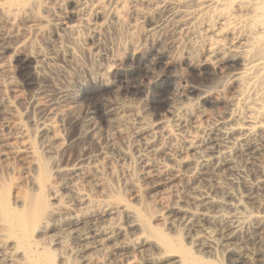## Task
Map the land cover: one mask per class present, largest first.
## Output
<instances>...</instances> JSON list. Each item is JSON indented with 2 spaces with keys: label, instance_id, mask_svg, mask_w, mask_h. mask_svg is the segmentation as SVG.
<instances>
[{
  "label": "bare ground",
  "instance_id": "6f19581e",
  "mask_svg": "<svg viewBox=\"0 0 264 264\" xmlns=\"http://www.w3.org/2000/svg\"><path fill=\"white\" fill-rule=\"evenodd\" d=\"M68 17L75 22L68 25ZM143 18L150 25L159 19L148 34L168 31L177 51L168 65H211L223 83L200 100L192 97L193 86L178 79L173 88L180 98L167 101L170 115L153 120L133 105L114 104L108 113L114 116V135L135 138L134 152L113 142L109 150L76 156L75 145L95 139L77 131L65 141L59 120L70 115L73 126L80 122L68 105L40 101L47 116L30 124L20 115L21 89L7 50L34 57L38 75L47 79L53 49L45 52L32 37L67 22L71 39L92 42L105 19L127 34L126 57L113 56L109 66L119 67L144 50L135 33ZM50 40L45 44L59 47ZM208 103L220 115L210 113ZM0 121L8 130L2 134L0 127V264H225L216 260L215 241L222 239L226 252L239 255L232 242L242 224L252 221L264 236V212L243 220L235 202L233 213H209L227 204L226 195L197 190L183 196L176 180L187 172L192 179L219 166L230 168L236 151L264 153V0H0ZM110 150L120 155L116 164ZM257 184L263 187L264 178ZM192 203L201 209L191 210ZM176 215H184L187 226L206 220L225 233L218 239L214 230H198L190 246L178 232H168ZM102 251L108 259L99 256Z\"/></svg>",
  "mask_w": 264,
  "mask_h": 264
},
{
  "label": "rangeland",
  "instance_id": "374dc122",
  "mask_svg": "<svg viewBox=\"0 0 264 264\" xmlns=\"http://www.w3.org/2000/svg\"><path fill=\"white\" fill-rule=\"evenodd\" d=\"M68 7L70 8L67 2H65L64 9L67 10ZM74 20V17H68L65 19V21L68 22V25L73 24L75 22ZM156 20L157 19H154V23H156ZM104 21L106 22L104 23L101 20L103 25L96 33L97 39H94L97 43L94 41L91 42L90 39L84 41L85 43H91L92 47L89 44V47H86L85 45L87 44H83L84 42L82 40H77L75 38L71 39L72 37L66 29L67 22L65 24L57 25V29L54 28L56 26H47V32L44 34L46 35L48 33V37H44V34H41V36L34 35V37H32L35 42L40 43V46L43 47L42 49L45 52L48 50L50 52L53 49L51 53L47 52L50 54V59L47 63L48 66L45 69L46 75H49V78L47 76V79L38 75L35 69L36 60L34 57L20 53L17 54L14 51H11L12 49L6 51L5 55L7 57L4 55L7 60L9 59L13 67L12 70L15 80L21 89L22 101L18 103L19 113L29 124L32 121V123H34V120H43L47 116L44 115L39 108V104H37L40 101H47L46 103L49 104V106L52 105L51 107L68 105L75 108V115L78 116L80 121L78 122V125L73 126L71 124L70 115L59 120V127L63 138L69 143V139L73 133L77 131L78 133L87 131L90 132L92 138L95 139L94 141L89 140L88 142H82L75 145L73 152L76 156L82 152L102 151L103 148L110 147L113 142H117L122 147L128 146L133 152L135 151L133 147L135 144L134 142L136 141L135 138H128V140L119 139L114 135L116 125L114 126L111 122L114 116H109L108 114L110 108L114 104L133 105L137 107L141 114H146L152 120L158 119L165 115H170V113L167 112V101L176 99L178 96V92L173 88V83L177 82L178 79L183 80V83L187 81L186 86L188 87L193 86V88H191V91H193L191 95L193 98H200V100L208 94L207 91H210V88H217L216 86L222 84L224 80L211 65L202 64L200 66H188V63H184L179 67L176 65H168V57L170 59V56H174L175 52H177L175 48H172V45L169 44L171 43V39L168 37L169 33L164 29L166 32L162 31L161 34L158 32L154 33L153 36L148 34L146 32L148 31V28L155 26V24L151 23L150 25V21L146 18L141 19L142 22L139 20V24L141 23L142 25L140 27H143V31L140 27L135 31L136 36L138 34V36H140V39L137 36L138 41L142 44L141 46H143L144 50L130 55L126 64L124 62L123 64L121 63L119 67L113 65L110 68L109 66L112 65L113 59L116 55L120 54L121 58L126 57L125 47L127 46V34L121 28H117L116 25H113L112 27L110 21L105 19ZM139 29L140 32L142 31L144 34L142 32V34L139 33ZM50 32L52 36H50ZM67 33L69 34L67 35ZM53 36H55L54 39ZM58 36L62 38L59 37V39ZM45 38L46 40L52 38V41H50L58 43L59 47L56 46L54 50L53 46L45 44ZM121 38H124L126 43L123 41L124 39L121 40ZM56 39H58L59 42H57ZM99 39L100 42L98 43ZM65 40L68 42H65ZM42 42H44L46 47ZM60 42L62 43L59 44ZM93 42L96 45H93ZM76 43L78 45H76ZM123 49L124 51H122ZM70 50L74 52H71ZM70 57H73L74 59L72 58L71 61ZM149 60L150 62L151 60H154L156 63L152 64ZM148 64L149 66H146ZM107 78H109L110 81H108ZM65 91L68 92L66 93ZM61 95H63V98ZM65 95L67 96L64 97ZM177 98H180V96ZM185 101L188 102L187 100ZM206 107L210 108H208V110L210 113L212 112L213 115L215 114L214 116L220 115V110H218L217 105L214 103H208ZM131 117L133 119L135 118V116L132 115ZM0 124V127L3 129L1 133L6 134L8 130H6L3 121ZM132 127L133 126L128 125V130H132ZM109 147L105 150H109ZM109 152L115 164L118 160H121L118 152L111 150ZM231 158L234 161L232 160L233 164L230 168L219 166L210 170L212 171V174H210V172L208 174L207 172V175H201L192 179L189 178L190 173L188 172L186 173L187 175H184L186 177H178L176 181L184 187L181 194L186 196L199 190L202 192H213L212 194L219 198L226 195L225 198L227 197V204L221 207L210 208L208 211L209 213H233L234 211L230 203L235 202L238 204L240 202L238 210L240 208L239 211H241V215L244 217L243 220L250 215L249 213H263L264 186H258L260 184L257 183L258 179L260 180L264 178V153L253 154L251 151L245 153L236 151L231 155ZM58 159L63 161L64 157L59 155ZM165 160L166 158L163 159V161ZM186 178H189L190 181ZM120 183L122 184V182ZM120 183L117 185L123 190L124 185H121ZM218 189L220 190L218 191ZM228 190H230V192ZM231 192L233 194H231ZM228 195H230V197H228ZM172 197L173 196H167V198H169L167 200L172 202L174 200V197L173 199ZM190 209L193 211H199L201 207L197 203H192L190 204ZM185 218L184 215H176L174 228L173 230H168V232L173 234L174 232H178V236H180L183 241L187 242L188 245L191 244L190 236L195 234L198 230H200V232L204 230H214L213 233H217L218 239L220 235L222 238V235L225 233L220 226L209 223L206 220H198L194 226H187ZM254 225L255 224L252 221L250 222V220H246L238 232V238L232 242L235 249L240 251L239 255L226 252L223 248V243H225V241L221 238V241H215V249L217 250L215 255L216 260H220L225 264H231V262H236L238 259L241 260V262H238L237 264H264L262 262L264 260V236ZM99 256L104 257L105 259L109 258L107 251H102Z\"/></svg>",
  "mask_w": 264,
  "mask_h": 264
}]
</instances>
